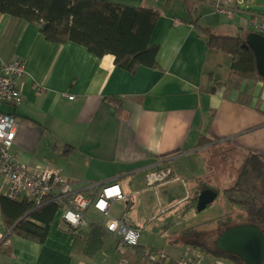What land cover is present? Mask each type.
Returning a JSON list of instances; mask_svg holds the SVG:
<instances>
[{"label": "crops", "instance_id": "0c3cea01", "mask_svg": "<svg viewBox=\"0 0 264 264\" xmlns=\"http://www.w3.org/2000/svg\"><path fill=\"white\" fill-rule=\"evenodd\" d=\"M105 1L158 13L150 37L158 47L155 68L128 71L112 55L50 42L37 25L0 13V67L13 58L26 64L18 79L21 103L0 106L19 124L10 153L31 170L58 172L91 196L118 184L127 198L112 205L111 215L140 230V248L162 249L175 263L198 228L184 222L192 197L205 188L223 192L250 152L264 156V80L233 74L231 57L208 47L206 33L192 21L237 35L250 30V14L261 10L247 0L195 1L194 14L185 0ZM216 2L234 8L233 18L217 13ZM203 138L210 142L199 145ZM162 169H170L169 178L148 186L146 174ZM5 190L0 175V195ZM223 208L220 217L230 212ZM88 213L91 222L73 231L56 208L40 243L14 233L4 239L0 207V264H120L107 219L93 208ZM220 217L205 231L216 233ZM155 227L164 245H149ZM124 259L148 264L135 250ZM210 259L205 254L204 264Z\"/></svg>", "mask_w": 264, "mask_h": 264}, {"label": "trees", "instance_id": "16d2710c", "mask_svg": "<svg viewBox=\"0 0 264 264\" xmlns=\"http://www.w3.org/2000/svg\"><path fill=\"white\" fill-rule=\"evenodd\" d=\"M195 1L185 0L188 11H196ZM0 13L22 22L33 23L46 40L53 43L71 42L82 45L97 57L112 55L114 63L128 71L138 67L157 66L156 45L150 44L158 13L148 8H134L105 0H0ZM194 23L206 33L207 45L231 57L233 74L242 78H260L254 55L243 47L251 30L237 35L218 34ZM210 142L201 139L199 145ZM230 212L217 220L218 233L237 224H254L264 233V156L250 152L244 160L235 183L222 192ZM197 196L190 203L195 208ZM4 224L9 233L42 243L48 233L56 204L47 202L36 207L28 200H12L0 195ZM192 239L186 246L198 249L213 259L243 264L237 257L219 252L215 236L205 229H191ZM92 240V239H91ZM92 242L89 243L91 245ZM138 248L139 245H138ZM163 264H175L168 260ZM264 264V263H263Z\"/></svg>", "mask_w": 264, "mask_h": 264}, {"label": "built area", "instance_id": "2783aa9c", "mask_svg": "<svg viewBox=\"0 0 264 264\" xmlns=\"http://www.w3.org/2000/svg\"><path fill=\"white\" fill-rule=\"evenodd\" d=\"M242 4L243 0H237ZM214 10L232 19L236 10L232 7L216 2ZM252 32L264 36V13L252 12L248 20ZM26 73V64L23 60L13 58L2 63L0 67V106L19 105L22 94L18 79ZM36 90L42 91L37 86ZM72 99V96H68ZM18 120L8 113L0 111V175L5 183L4 195L12 200H28L36 207L47 202H53L61 211V219L68 229L78 231L90 222L89 210L92 208L107 219L105 230L116 239L115 250L120 256V264H126L125 254L128 250L135 253L148 264H163L170 260L162 249L138 248L140 230L131 226L125 217L115 218L111 215L112 205L123 198H127L118 184L102 186L94 195L74 190L71 182L58 172L49 169L31 170L19 163L10 153ZM171 174L170 169L151 171L146 174L148 186L155 188L157 183L166 181ZM92 189L93 186H90ZM205 254L198 249L185 246L182 254L175 260L176 264H204ZM208 264H224L219 259H210Z\"/></svg>", "mask_w": 264, "mask_h": 264}, {"label": "water", "instance_id": "95a60500", "mask_svg": "<svg viewBox=\"0 0 264 264\" xmlns=\"http://www.w3.org/2000/svg\"><path fill=\"white\" fill-rule=\"evenodd\" d=\"M242 46L251 50L256 71L264 79V36L250 32ZM216 197L217 192L211 188L201 190L196 199V211L205 209L214 202ZM214 245L217 251L233 255L243 264L264 263V233L254 224L246 223L227 227L216 236Z\"/></svg>", "mask_w": 264, "mask_h": 264}, {"label": "rangeland", "instance_id": "374dc122", "mask_svg": "<svg viewBox=\"0 0 264 264\" xmlns=\"http://www.w3.org/2000/svg\"><path fill=\"white\" fill-rule=\"evenodd\" d=\"M247 1L254 4V6H256L259 10H261L262 13H264V0H247ZM226 62H222V65L224 68L227 65ZM179 190H181V189H179ZM181 193L182 192H180V191L178 192L179 196L181 195ZM217 194L218 195H217L215 201L211 205H209L208 207L203 209L202 211L197 212L196 209L194 208L190 212H186L184 222H186V224H188L189 226L190 225H192V226L197 225V227L200 229H206L208 226H211L212 224H214L215 219H217L218 217H220L224 213L223 207H227L228 210H230L229 206L225 204L226 202H225V199L223 197L222 192L218 191ZM170 215L173 216L174 214H170ZM176 216L177 215H175V217ZM157 230H158V228L155 227L153 233L149 235V238H150L149 245H151V246L152 245H154V246L164 245L166 242V237H162V236L158 235ZM217 233H218V231L214 234L215 237H216ZM143 236H144V233L141 235V238Z\"/></svg>", "mask_w": 264, "mask_h": 264}]
</instances>
